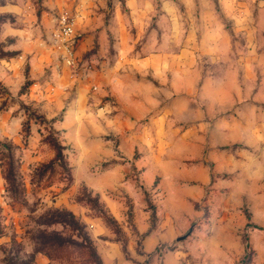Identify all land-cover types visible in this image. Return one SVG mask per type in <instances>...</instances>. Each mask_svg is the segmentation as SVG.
Returning <instances> with one entry per match:
<instances>
[{
    "label": "clouds",
    "instance_id": "1",
    "mask_svg": "<svg viewBox=\"0 0 264 264\" xmlns=\"http://www.w3.org/2000/svg\"><path fill=\"white\" fill-rule=\"evenodd\" d=\"M4 52L0 264H264V0H0Z\"/></svg>",
    "mask_w": 264,
    "mask_h": 264
},
{
    "label": "rangeland",
    "instance_id": "2",
    "mask_svg": "<svg viewBox=\"0 0 264 264\" xmlns=\"http://www.w3.org/2000/svg\"><path fill=\"white\" fill-rule=\"evenodd\" d=\"M227 2H229V0H225V3ZM138 31L139 29L137 28L132 29V33H136ZM16 59H18V57L16 56L15 52H4L2 56H0V60L3 61V64L6 66V69L9 72L12 71ZM20 75L22 77V80L17 90V95L31 97L33 95V89L40 87L42 81H38L37 79H34L32 77V68L30 65H26L23 71L20 73ZM9 92H10V87L3 80H0V95H7ZM6 104L7 101H5V106ZM33 104L37 105L38 107L37 101H33ZM5 106H0V111H6L7 109ZM23 107L25 109H28L30 106L24 105ZM31 116L33 117L32 123H35L37 125L35 132L37 137L36 140L37 145L47 147V145L44 144L47 137L43 136V134L41 133V128L43 127V125L40 123L41 117L38 114V110L32 111ZM48 163H51V161H48ZM9 179L12 180L14 183V175H12L11 178ZM47 179L52 180L53 184L56 182L54 180V171L52 173H47ZM28 183H32V181L29 180ZM51 186L52 185L50 184L49 187ZM118 211L119 209L115 205H113V212L117 213ZM79 213L85 218L86 222L93 230V232L96 234V236L102 237V236H107L109 234L110 226L105 222L104 219V218L109 219V217H106L102 213L94 211V209L89 205H82L79 208ZM7 215L14 220V209L9 207V209L7 210Z\"/></svg>",
    "mask_w": 264,
    "mask_h": 264
},
{
    "label": "trees",
    "instance_id": "3",
    "mask_svg": "<svg viewBox=\"0 0 264 264\" xmlns=\"http://www.w3.org/2000/svg\"><path fill=\"white\" fill-rule=\"evenodd\" d=\"M12 175H13V172H12V165L10 164L9 178H11ZM103 218H104V217H103ZM104 219H105V222L110 226L109 219H108V218H104Z\"/></svg>",
    "mask_w": 264,
    "mask_h": 264
}]
</instances>
